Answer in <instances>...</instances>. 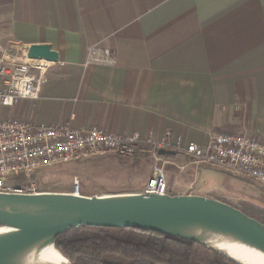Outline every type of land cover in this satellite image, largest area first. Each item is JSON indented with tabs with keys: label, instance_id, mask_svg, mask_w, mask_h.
I'll return each instance as SVG.
<instances>
[{
	"label": "crops",
	"instance_id": "obj_1",
	"mask_svg": "<svg viewBox=\"0 0 264 264\" xmlns=\"http://www.w3.org/2000/svg\"><path fill=\"white\" fill-rule=\"evenodd\" d=\"M0 22L9 53L28 43L59 53L40 97L6 117L169 134L173 151L217 132L264 139V0H0ZM95 43L115 50V65L85 66ZM144 156L146 145L131 159ZM151 174L112 193L142 190Z\"/></svg>",
	"mask_w": 264,
	"mask_h": 264
},
{
	"label": "water",
	"instance_id": "obj_2",
	"mask_svg": "<svg viewBox=\"0 0 264 264\" xmlns=\"http://www.w3.org/2000/svg\"><path fill=\"white\" fill-rule=\"evenodd\" d=\"M27 58L58 62L47 43L19 44ZM164 156L175 151L161 149ZM138 228L181 237L216 251L238 264L227 245L237 244L264 255V223L239 207L199 194L164 195L144 189L75 195L70 192H0V264H72L48 257L56 238L71 227ZM58 250V249H57ZM59 251V250H58Z\"/></svg>",
	"mask_w": 264,
	"mask_h": 264
},
{
	"label": "built area",
	"instance_id": "obj_3",
	"mask_svg": "<svg viewBox=\"0 0 264 264\" xmlns=\"http://www.w3.org/2000/svg\"><path fill=\"white\" fill-rule=\"evenodd\" d=\"M1 28L0 22V34ZM7 48L0 45V192H40L32 175L43 165L104 154L131 158L136 157L146 145L154 166L144 190L160 195L169 193L164 171V164L168 161L160 153L161 149L172 147L169 134L143 139L137 131L117 134L97 125L82 127L71 122L45 125L6 117L4 110L17 101L40 97L48 66L52 63L45 59L27 58L20 48H17L16 53H9ZM115 63L116 55L112 47L103 43L89 46L85 66ZM174 150L184 153L195 165L221 168L251 178L264 187V139H257L247 133L217 132L206 146L179 144ZM19 175L27 180L18 179ZM70 193L83 195L78 179L74 181Z\"/></svg>",
	"mask_w": 264,
	"mask_h": 264
},
{
	"label": "rangeland",
	"instance_id": "obj_4",
	"mask_svg": "<svg viewBox=\"0 0 264 264\" xmlns=\"http://www.w3.org/2000/svg\"><path fill=\"white\" fill-rule=\"evenodd\" d=\"M169 158L173 162L164 164V171L174 192L207 194L236 207L242 206L244 201L264 207V188L251 178L221 168L194 165L191 159L180 153ZM153 166L151 156L133 160L117 154H104L43 165L33 173L32 178L38 191L70 192L74 181L78 179L82 194L100 195L122 191L135 182H143ZM181 166L185 168L181 170ZM18 179L27 180L22 175Z\"/></svg>",
	"mask_w": 264,
	"mask_h": 264
},
{
	"label": "trees",
	"instance_id": "obj_5",
	"mask_svg": "<svg viewBox=\"0 0 264 264\" xmlns=\"http://www.w3.org/2000/svg\"><path fill=\"white\" fill-rule=\"evenodd\" d=\"M239 208L264 223L263 206L244 201ZM55 247L72 264H238L193 241L138 228L71 227Z\"/></svg>",
	"mask_w": 264,
	"mask_h": 264
},
{
	"label": "bare ground",
	"instance_id": "obj_6",
	"mask_svg": "<svg viewBox=\"0 0 264 264\" xmlns=\"http://www.w3.org/2000/svg\"><path fill=\"white\" fill-rule=\"evenodd\" d=\"M227 250L231 255L235 258L239 259L240 261L247 262L249 264H264V255L252 250L248 247L243 245L237 244H229L227 245ZM45 254L48 257L58 259V260H65L63 255L55 248H49L46 250Z\"/></svg>",
	"mask_w": 264,
	"mask_h": 264
}]
</instances>
